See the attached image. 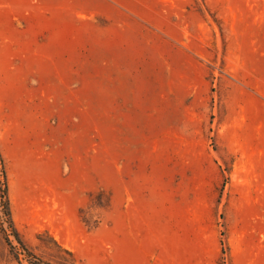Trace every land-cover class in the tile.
Segmentation results:
<instances>
[{
  "label": "rangeland",
  "instance_id": "1",
  "mask_svg": "<svg viewBox=\"0 0 264 264\" xmlns=\"http://www.w3.org/2000/svg\"><path fill=\"white\" fill-rule=\"evenodd\" d=\"M0 151V264H157L175 185L176 264H264V0H0Z\"/></svg>",
  "mask_w": 264,
  "mask_h": 264
},
{
  "label": "crops",
  "instance_id": "2",
  "mask_svg": "<svg viewBox=\"0 0 264 264\" xmlns=\"http://www.w3.org/2000/svg\"><path fill=\"white\" fill-rule=\"evenodd\" d=\"M174 200L175 205L171 216L172 229L169 231L171 238L166 245V253L158 256L157 264H176V185L174 186ZM253 247L254 241L246 239L241 252L236 251L234 244H232V252L234 256H237L238 253V255H243L244 257H251L254 251Z\"/></svg>",
  "mask_w": 264,
  "mask_h": 264
},
{
  "label": "trees",
  "instance_id": "3",
  "mask_svg": "<svg viewBox=\"0 0 264 264\" xmlns=\"http://www.w3.org/2000/svg\"><path fill=\"white\" fill-rule=\"evenodd\" d=\"M0 154H1V151H0ZM1 157H2V165H3V173H4L3 188L1 190L2 191L1 192L2 193V198L4 199L3 200V207L5 209L6 216L8 217V221L10 222L11 226L13 227V231H14L15 235L17 236V239L20 241V243L22 245H24L23 242L20 240L19 232L17 231V229L14 227V224H13L12 212H11V201H10V197H9V186H8V181H7L6 164H5V160H4L3 156H1ZM101 194H104V193L101 192ZM92 197H93V194H92ZM98 204L100 206H102V207L107 205V204H104L103 202H99ZM55 245L57 246V248H58L60 253L61 252H67V253L71 254L72 256H74V254L71 251H69L68 249L64 248L57 241H55ZM24 249H25V251H26V253H27V255L29 257L34 256V254H32V252L29 249H27V248H24ZM29 261L32 264H44L42 262H37V261H35L33 259H30ZM71 264H78V263L76 262L75 259H73V262Z\"/></svg>",
  "mask_w": 264,
  "mask_h": 264
}]
</instances>
